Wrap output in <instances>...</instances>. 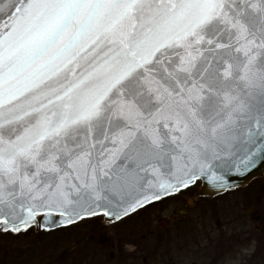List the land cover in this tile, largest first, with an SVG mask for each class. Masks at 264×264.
<instances>
[{
  "label": "snow or ice",
  "instance_id": "1",
  "mask_svg": "<svg viewBox=\"0 0 264 264\" xmlns=\"http://www.w3.org/2000/svg\"><path fill=\"white\" fill-rule=\"evenodd\" d=\"M258 164L264 0H0V243Z\"/></svg>",
  "mask_w": 264,
  "mask_h": 264
},
{
  "label": "rangeland",
  "instance_id": "2",
  "mask_svg": "<svg viewBox=\"0 0 264 264\" xmlns=\"http://www.w3.org/2000/svg\"><path fill=\"white\" fill-rule=\"evenodd\" d=\"M263 180L225 194L223 199L196 200L199 188L190 190L185 199L169 197L167 203L161 201L149 212L134 213L119 226L99 217L87 227L72 226L0 243V259L2 264H11L14 257L18 264H210L221 252L224 229L232 217L239 220L233 237L257 232L254 219L259 199L264 207V195L257 197ZM242 240L240 251H254L253 239Z\"/></svg>",
  "mask_w": 264,
  "mask_h": 264
},
{
  "label": "flooded vegetation",
  "instance_id": "3",
  "mask_svg": "<svg viewBox=\"0 0 264 264\" xmlns=\"http://www.w3.org/2000/svg\"><path fill=\"white\" fill-rule=\"evenodd\" d=\"M262 179H264V175L262 177L254 179L245 187L249 186L253 182H256V181L258 182ZM245 187L232 190L231 193H236L239 190L244 189ZM259 191H260V194L257 197L262 198V196L264 195V193H263L264 192V184H262V186L259 188ZM197 192H198V190H197ZM228 194H230V193H228ZM218 196H220V195H218ZM215 197H217V196H215ZM206 198H214V197H206ZM198 199H200V198H198ZM198 199H196V200H198ZM258 202H259L258 203L259 208L255 211L256 214H255V219H254L255 229L257 230V232L252 236H248V235L244 234L243 237L242 236L233 237V234L236 231H238L237 227L239 226L238 225L239 220L235 217H232L229 220V223L227 221L228 226H226V228L224 229V231H226L227 233H225V235L222 236V241L220 243L221 252L212 258V262L210 264H264V207L260 203V199ZM236 203L239 204V199L236 201ZM238 204L236 206H238ZM232 207H235V206L232 205ZM228 208H229V206H228ZM29 231L33 232L34 234L48 233V232H44L43 230H38V229L35 230V228L30 229ZM22 234L25 235L24 233H22ZM245 238L247 240L253 239L254 251H247V252L240 251L241 244L244 243L243 242L244 240H242V239H245ZM22 254H27V252L22 253ZM18 256H21V252ZM30 256H31V254H30ZM28 257H29V255H28ZM10 262H11V264H18V261L16 260L15 257L12 258V260ZM0 264H2V259H0Z\"/></svg>",
  "mask_w": 264,
  "mask_h": 264
},
{
  "label": "water",
  "instance_id": "4",
  "mask_svg": "<svg viewBox=\"0 0 264 264\" xmlns=\"http://www.w3.org/2000/svg\"><path fill=\"white\" fill-rule=\"evenodd\" d=\"M264 175V166L257 165L255 169H253L252 173H249L245 176H239L233 181V189H238V188H243L246 185H248L251 181L254 179H257L259 177H262ZM219 194H217L211 187H204V188H199L195 199L200 198V197H215ZM103 221L107 224H109L103 217ZM37 230V229H35Z\"/></svg>",
  "mask_w": 264,
  "mask_h": 264
}]
</instances>
